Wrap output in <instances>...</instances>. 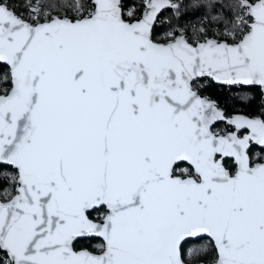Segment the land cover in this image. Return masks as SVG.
<instances>
[{"label":"snow or ice","instance_id":"6c2138e0","mask_svg":"<svg viewBox=\"0 0 264 264\" xmlns=\"http://www.w3.org/2000/svg\"><path fill=\"white\" fill-rule=\"evenodd\" d=\"M0 264H264V0H0Z\"/></svg>","mask_w":264,"mask_h":264},{"label":"trees","instance_id":"16d2710c","mask_svg":"<svg viewBox=\"0 0 264 264\" xmlns=\"http://www.w3.org/2000/svg\"><path fill=\"white\" fill-rule=\"evenodd\" d=\"M206 95L212 96L214 99H218L222 104L227 105H235L236 108H242L245 112H255L257 105L253 104L250 108L238 103L234 97H236L237 93L233 91H229L228 88L219 87L216 85H212L208 87L205 92Z\"/></svg>","mask_w":264,"mask_h":264},{"label":"water","instance_id":"95a60500","mask_svg":"<svg viewBox=\"0 0 264 264\" xmlns=\"http://www.w3.org/2000/svg\"><path fill=\"white\" fill-rule=\"evenodd\" d=\"M220 87V86H219ZM225 88H227V87H225Z\"/></svg>","mask_w":264,"mask_h":264}]
</instances>
